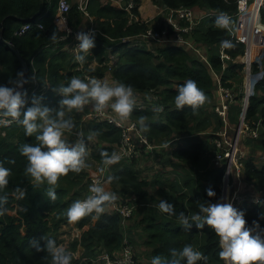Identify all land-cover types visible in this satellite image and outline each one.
<instances>
[{
	"label": "trees",
	"instance_id": "trees-1",
	"mask_svg": "<svg viewBox=\"0 0 264 264\" xmlns=\"http://www.w3.org/2000/svg\"><path fill=\"white\" fill-rule=\"evenodd\" d=\"M134 1L136 6H139L141 0ZM153 3L166 5L169 8L182 5L194 9L203 8L230 13L235 11L234 4L226 0H153ZM56 5L57 0H0V84H7L9 78L15 77V74L21 70L16 55L6 45V42H9L28 68V82L24 84V90L34 80L36 89L30 99L33 95L43 97L42 103L49 107H56L61 99L53 91V88L61 83L66 85L73 76L84 78L82 75L87 74L97 78L106 77L107 82L131 85L135 94H141V98L147 105L144 108L135 106L129 119L137 122L140 116L147 117L146 123L150 127L144 135L149 142L154 145H167L163 146L161 152L172 157L184 158V156L190 155L187 157L188 161L194 165L198 164L200 142L190 141L184 147L181 144L182 140L174 142L177 143V146L167 143L175 135V137L184 138V132L189 131L196 114L206 112L208 108L206 103L213 104L214 102L215 80L205 66L182 48L164 47L153 53L137 45L127 46V43L121 42L120 38L145 31L150 21L139 20L127 23V15L124 11L106 2L95 0H89L85 6L86 12L95 17L94 27L97 32L95 47L86 54L85 62L80 63L75 59L80 53L77 52L74 56V53L69 49L68 51L61 49L62 45L67 42L66 38L61 39L64 36L63 32L60 33L57 42L53 43L49 40L56 28L53 23ZM136 6L133 11L138 14ZM65 18L68 25H71V19L77 23L81 20L80 12L74 3L70 4ZM261 18H264V8L261 9ZM153 20L161 22L163 16L157 15ZM209 22L212 23L211 20ZM35 23H40L43 28L36 27ZM23 24H28V28L21 34H16L15 31ZM194 37L198 41L212 45L226 37V30L214 28L207 21L195 32ZM213 48H211L213 52L209 55V62L216 71L220 72L223 62ZM241 48L242 46L238 45L235 51L228 48L227 52L234 56L241 52ZM107 52L114 53L118 59L110 66V70H106L107 67L103 64L106 61ZM92 61L96 63V66L89 68ZM77 67L80 68L76 69ZM226 68L222 73L223 81L234 75H239L242 65L229 63ZM253 70H257L255 64ZM189 79L196 81L207 96L206 103L195 113L187 106L183 110H177L174 103L178 86ZM150 90L157 96L156 102L147 94ZM154 106H162L163 111L154 113L152 110ZM230 111L232 121H234L236 114L240 111L239 101L231 106ZM211 113L213 114V112ZM81 115L82 112L77 111L70 114L76 124V129L72 134H67V140L70 143L75 142L77 138L75 132H83L84 138L90 132H98V135L92 139L90 157L100 162L101 151L110 153L114 151L119 140V130L101 120L93 119L82 122ZM213 115L217 119L216 115ZM246 118L250 121L261 118L264 129V79L255 86L254 94L249 97ZM217 122L219 123L218 119ZM81 125L84 126L81 127ZM255 140L264 147L262 136ZM25 143H35V136H26L25 129L15 122L0 124V164L11 170V175L8 178L9 184L0 191V196L8 197L7 203L4 205L7 211L0 216V264H51L50 257H47L45 252H36L31 247L30 241L32 239L40 240V237L45 236L58 242L56 230L60 224L68 221L65 209L73 200L82 197L85 191V183L81 182L84 173L83 171L79 174L70 172L67 176L61 177L55 189L57 198L55 201L50 200L45 194L46 184L34 188L30 179L24 175L27 161L21 156L19 149ZM247 144L249 141H246ZM167 148L170 149L169 152ZM158 154V152H154V156L159 157ZM134 160L120 161L108 170L107 175L117 177L110 185L118 186L115 191H111L116 192L120 200L136 196L134 201L136 208L137 200L149 196L148 187L150 185L162 184L161 188L154 192L157 198L150 196V201L154 202V206L140 220L142 230L146 234L143 244L150 250L148 256H143L147 258L145 263H141L134 255L136 263L151 264L154 256L170 257V250L180 249L184 245L190 244L195 250L201 251L208 257V264H224V261L220 260L218 256L219 239L210 228L205 226L200 230L193 225L191 230H185L177 222L176 216L163 213L158 208L160 201L166 200L173 205L177 215L180 212L188 215L198 211L197 202H219L221 197L220 172H217L211 184L204 187L198 182H193L194 185H190L194 179L186 178L183 184L187 192L184 193L175 191L171 184L166 189V185L161 183L158 178L146 180L142 176L143 168L140 166L137 168ZM165 162H169L168 158L165 159ZM244 173L247 180H254L258 186L264 188V165L257 167L252 163L251 158H247L244 162ZM198 179L200 180L202 177L198 175ZM17 186L26 190L24 199H16L12 195ZM208 189L215 192L214 197L207 196L206 190ZM237 210L244 214L249 228H254V221L259 224V229H254V235L257 232L264 235V201ZM9 211L13 213L10 214ZM90 217H84L76 222L78 228L86 225L79 237L81 247L93 258L102 253L100 250H104L103 252L110 256H115L124 243L122 241H125L122 240L120 232L119 216L116 213L105 212L93 222H90ZM40 244L43 247L44 242L40 240ZM71 244H76V241ZM96 249L100 253H96ZM86 264L95 263L88 261ZM96 264L99 263L96 262ZM197 264H204V262L199 261Z\"/></svg>",
	"mask_w": 264,
	"mask_h": 264
},
{
	"label": "clouds",
	"instance_id": "clouds-1",
	"mask_svg": "<svg viewBox=\"0 0 264 264\" xmlns=\"http://www.w3.org/2000/svg\"><path fill=\"white\" fill-rule=\"evenodd\" d=\"M215 26L228 30L232 18L225 12H219L215 18ZM41 29L43 25H39ZM66 30V21L57 22L49 40L53 43L60 38V33ZM96 30L79 31L76 34L78 54L75 59L84 63L86 54L95 47ZM231 41H221V48L232 47ZM33 78H35L33 76ZM23 70H19L15 77H10L7 84H0V122L11 121L25 129V135L35 136V143L21 145L19 152L26 158L27 164L24 175L30 179L34 188L47 185V197L55 201L56 186L61 177L70 172L79 174L89 167L86 162L88 149L83 133H75L77 139L73 143L67 140V134H72L76 124L70 114L73 111L83 112L86 106H90L95 113L102 114L110 109L120 121H127L135 108V90L131 85L120 82L108 83L96 77L86 76L80 78L73 76L67 84H59L53 91L61 97L56 107H49L42 103L43 97L33 95L29 101L24 84ZM207 101V96L199 88L194 80H187L178 86L174 103L177 110H183L186 106L194 113ZM154 113L163 111L162 106H154ZM147 117L138 118V133L149 131L146 123ZM135 126V125H134ZM98 132H90L87 140L91 141ZM100 164L98 172L103 175L112 166L118 164L121 153L100 152ZM11 170L0 164V191L9 184ZM117 177L108 175L102 182L94 180L88 188V194L81 199L73 201L66 209L65 215L69 223L79 221L91 216L98 220L105 213L108 206L114 205L119 199L118 195L106 189V184H111ZM208 197H214L215 192L206 190ZM12 195L16 199H24L26 190L15 187ZM6 195L0 196V216L7 209ZM198 211L186 215L184 212L176 214L174 207L166 200H161L158 208L161 212L176 216L177 222L185 230H191L193 225L197 229L210 228L219 239L218 256L224 264H264V235L259 232L253 234L254 229H259V224L253 222L254 228L247 226L244 214L238 211L232 203H208L197 202ZM40 240L44 242L41 247ZM40 240L32 239L30 245L36 252H45L50 257L51 264H72L73 253L63 245H58L56 240L42 236ZM203 261L208 264V257L201 251L195 250L192 245L186 244L180 249L170 250V257L154 256L151 264H197Z\"/></svg>",
	"mask_w": 264,
	"mask_h": 264
},
{
	"label": "built area",
	"instance_id": "built-area-1",
	"mask_svg": "<svg viewBox=\"0 0 264 264\" xmlns=\"http://www.w3.org/2000/svg\"><path fill=\"white\" fill-rule=\"evenodd\" d=\"M88 1L89 0H76L77 8L83 13H86L85 6ZM95 1L106 2L124 11L127 15V23L141 20L138 17L139 15L133 11L136 6L134 0ZM226 1H231L234 4L235 11L233 13L225 12L232 18V23L230 28L226 30V37L222 38L216 44L211 45L203 41H198L194 37V34L207 21L209 25H213L214 28H217L214 21L221 11L203 8L194 9L182 5L175 8L161 5L157 13V15L163 16L161 22L155 21L153 18L150 20L151 24L149 23L145 31L121 37L120 41L126 42L128 46L137 45L143 47L153 53H156L157 49L164 47L182 48L208 70L211 77L215 80L214 89L217 93L211 108L213 114L216 115L219 121V126L216 128L210 140V145L212 147L210 168L220 172L219 188L221 197L219 202L226 203V199L229 197L228 202L232 203L236 209H239L260 204L264 201V188L258 186L254 180H247L244 173V162L250 157L246 141L255 140L260 136L264 138V134L261 135V133H264V129L261 132L263 128L261 118L252 119L251 121L246 118L249 97L254 94L255 86L264 79V68L261 63V59L264 58V24L261 21V9L264 8V0ZM69 7V3H67L66 0H57L56 13L53 21L56 20V17L57 19H63ZM136 8L138 10V6H136ZM210 20L212 23L209 22ZM39 25L40 23H35L36 27ZM27 28L28 24H23L15 33L19 35ZM89 30L94 29L88 28L86 32ZM224 40L231 41L233 46L230 47V49L234 51L238 45H241V52L236 53L234 56L230 55L227 52L228 48H221V41ZM7 43L10 44L9 42ZM77 45L78 44H76V46ZM212 47L215 48V53L223 62L220 72L216 71L209 62V55L211 54ZM252 47H254L256 53L253 60L249 58ZM114 55V53L110 52L106 54L108 59L106 63L107 70H110V66L113 65L117 59V56H115V60L112 62L109 61ZM229 63L242 65L241 73L244 77L243 80L237 84L230 83L229 78L224 81L222 80V73L227 69L226 67ZM254 64L257 66L256 71L253 70ZM79 68L80 67H77L76 69ZM82 76L86 77L89 75L83 74ZM98 79L106 81V77ZM248 88H250V92H248ZM35 89L36 83L33 80L32 84L25 89L29 100ZM147 94L151 96L153 101H157V96L152 93V90ZM141 96V94L136 95L135 106L137 108H144L147 105ZM238 101L240 103V111L236 114L234 121H232L231 106L237 104ZM86 118L88 121L93 119L105 121L107 124L119 130V140L117 145H115L114 151L121 153V161L137 158L138 154L139 156L142 154L149 156L147 158V161H149V159L154 156V152H158L163 146H167L152 144L148 141L144 133H138V124L136 121H120L112 114L110 109L102 114L95 113L91 110L86 114ZM9 122L10 121L5 120L1 124H7ZM182 138L181 136H177L174 137L173 141H181ZM169 148H167L168 152L170 150ZM167 156L169 160L168 163L171 164L173 158L171 155ZM259 158L264 161V147L261 154H259ZM169 164L166 165V170H164L172 174L173 169L170 168ZM100 166V162H97L92 167L83 170V178L86 181L83 198L88 194L89 185L94 180L103 182L108 176V171L103 175L98 172ZM235 177L240 182L245 179L248 188L255 190V193L241 192L238 186L234 184ZM109 185L110 184L105 185L107 190L110 189ZM136 198V196H130L123 200L118 199L114 205L108 206L105 212L116 213L119 216V225H122L133 215L135 209L134 201ZM76 199H81V197ZM123 242L121 249L115 256H110L107 253H100L95 257L94 261L91 262H98L99 264H137L133 250H131L130 246H128L125 241Z\"/></svg>",
	"mask_w": 264,
	"mask_h": 264
},
{
	"label": "rangeland",
	"instance_id": "rangeland-1",
	"mask_svg": "<svg viewBox=\"0 0 264 264\" xmlns=\"http://www.w3.org/2000/svg\"><path fill=\"white\" fill-rule=\"evenodd\" d=\"M261 21L264 24V18H261ZM212 52L213 51H211V53ZM115 59L116 57L114 55L112 58H110L109 61L112 62ZM116 61H118V59H116ZM261 63H262V67L264 68V58L261 59ZM88 67L93 68L95 67V65L90 63ZM241 71L242 70L240 69L239 75H234L233 77H231L229 79V82L232 84H237L239 81H242L244 76L241 73ZM211 104H212L211 102L206 103V105H208L206 112H203L201 114H196L193 125L189 127V131L184 132L185 133L184 138L182 139L183 142L181 143L183 147L186 146V144L190 141L201 143V150L199 154L198 164L194 165L193 163L188 161L187 157H190V155H186L184 156V158L172 157L175 162L172 160L171 164H169L168 162L166 163L165 159L168 158V156L166 155L165 152H161V150L158 151L159 157L153 156L151 159H149V161H147L148 157H144V154L140 156L138 154L137 158H134L135 159L134 161L137 164V168L138 166L143 168L142 176L146 180L150 181L153 178H158V180H160L161 183H164L166 185V189L169 188L171 184L175 191L184 192V193L187 192L185 189V185L183 184V181L186 180V178H192L195 180V181L194 180L191 181L192 184L190 185H194V183L198 182L199 185L204 187L212 183L214 176L217 174L218 170L213 169L212 171H210V160H211V150H212V147L210 145V140L216 128L219 126V123L217 122L215 116L211 113L212 112ZM1 123H3V121L0 122V124ZM83 126L84 125H81V127ZM262 131L263 128L261 129V132ZM175 136H173L167 144H171L172 146H177V143H174L173 141ZM250 141L251 140H249V142ZM92 142L93 141H88L87 137L85 138V143L88 149V156L86 158V162L89 165V167L87 168H90L95 163H97V161L93 160L89 155L90 150L92 148ZM257 146H258L257 143L247 144V148L250 154L254 153V150L257 148ZM168 164L170 165V168L173 169L172 174L169 171H165L166 165ZM198 175H200L202 179L199 180ZM81 182L86 183L84 178L81 180ZM161 186L162 184H158V183L155 185H150L148 187L149 196H147L144 199L137 200L138 202L133 215H131L124 222V224L120 225L122 240H125L128 246H130L131 250H133L134 255L141 261V263H145V260L147 258H144L143 256H148V251L150 249L143 244L144 240L146 239V234L142 230L140 220L142 216L148 214L150 212V208L154 206L153 204L154 202L150 201V196L157 198L154 192L155 190L161 188ZM109 188L110 191L111 190L115 191L118 188V186L112 187L111 185H109ZM189 191L191 192V189ZM84 192L81 198H83ZM169 194L173 195V193L171 192H169ZM9 213L12 214L13 212L9 211ZM89 220L90 222L94 221L92 217H90ZM84 228H86V225H84V227L82 228H78L76 222L69 223L68 221H66L60 224L56 230V234H57L56 239L58 241L57 244L63 245L68 251L73 253L74 256V259L72 261L73 264H86V262L88 261L91 262L94 261L95 259V257L94 258L90 257L91 254L89 255L85 253L84 248H82L79 243L80 233ZM73 241H76V244L72 245L71 243ZM100 251L104 253L103 252L104 250H100ZM100 251L96 249L95 252L100 253Z\"/></svg>",
	"mask_w": 264,
	"mask_h": 264
},
{
	"label": "crops",
	"instance_id": "crops-1",
	"mask_svg": "<svg viewBox=\"0 0 264 264\" xmlns=\"http://www.w3.org/2000/svg\"><path fill=\"white\" fill-rule=\"evenodd\" d=\"M67 1L69 3V6L72 3L75 4L76 9L80 12L81 20L77 23V22L74 21V19H71L70 20L71 25H68L67 19L65 17L63 19H60V18L57 19V17H56V20L53 21V23L55 24V26H57L58 20H60L62 24H63L64 21H66V30L62 31L64 33V36L61 39H65L66 38L67 42L64 45H62L61 49L62 50H66V51H68V49H69L70 51H72L74 53V56H76L77 50L75 48H76V44H78V41L76 39V34L79 31H85L86 32V30L88 28H92V29L95 30V27H94L95 26V22H94L95 17H94L93 14H88L86 11H85L86 13H83L81 10H79L77 8V6H76V0H67ZM160 6L161 5L154 4L152 0H141L140 4L138 6V15H139L138 17L142 21H147L148 22V21L152 20L157 15V13L159 12V7ZM255 55H256V53H255L254 47H252L251 54L249 55V58L251 60H253V57ZM107 61H108V59L106 57V61L104 62V65H106ZM90 63L96 66L95 62L92 61ZM108 83L111 84L113 82L108 81ZM214 92H215V95H214V100H215L217 93H216V90ZM248 92H250V91H248ZM136 95H138V94H135V96ZM90 111H91V107L90 106H86L84 111L82 112V115H81V118H80V120L82 122H87L88 121V119L86 118V114H88ZM84 118H86V119H84ZM129 120L130 119H128L127 121H129ZM249 143H257V145H258L257 148L254 150V153L250 154L249 158H251V161H252V163L255 166L262 167L264 165V161L259 158V154H261V152L263 151L262 145H260L259 141H257V140H251ZM89 155H90V153H89ZM144 157H149V156L144 154ZM212 170L213 169L210 168V171H212ZM234 184L236 186H238V188H239V190L241 192H254L255 193V190H251V189L248 188L245 179L240 182L235 177Z\"/></svg>",
	"mask_w": 264,
	"mask_h": 264
},
{
	"label": "water",
	"instance_id": "water-1",
	"mask_svg": "<svg viewBox=\"0 0 264 264\" xmlns=\"http://www.w3.org/2000/svg\"><path fill=\"white\" fill-rule=\"evenodd\" d=\"M164 7H166L165 5H163ZM6 45L11 49V51L16 55L18 61H19V64L21 66V70L24 71V74H25V78L27 79V65L26 63H24V61L22 60V58L19 56V54L17 53V51L10 45L6 42Z\"/></svg>",
	"mask_w": 264,
	"mask_h": 264
},
{
	"label": "bare ground",
	"instance_id": "bare-ground-1",
	"mask_svg": "<svg viewBox=\"0 0 264 264\" xmlns=\"http://www.w3.org/2000/svg\"><path fill=\"white\" fill-rule=\"evenodd\" d=\"M147 11V10H146ZM248 91H250V88H248ZM228 199H229V197H227V199H226V203H228Z\"/></svg>",
	"mask_w": 264,
	"mask_h": 264
}]
</instances>
